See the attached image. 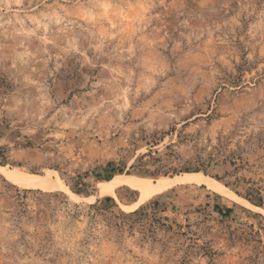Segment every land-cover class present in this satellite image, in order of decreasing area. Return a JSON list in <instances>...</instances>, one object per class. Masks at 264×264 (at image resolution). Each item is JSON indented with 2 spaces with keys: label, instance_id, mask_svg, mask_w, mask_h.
<instances>
[{
  "label": "rangeland",
  "instance_id": "rangeland-1",
  "mask_svg": "<svg viewBox=\"0 0 264 264\" xmlns=\"http://www.w3.org/2000/svg\"><path fill=\"white\" fill-rule=\"evenodd\" d=\"M0 264H264V0H0Z\"/></svg>",
  "mask_w": 264,
  "mask_h": 264
},
{
  "label": "bare ground",
  "instance_id": "bare-ground-1",
  "mask_svg": "<svg viewBox=\"0 0 264 264\" xmlns=\"http://www.w3.org/2000/svg\"><path fill=\"white\" fill-rule=\"evenodd\" d=\"M8 177L17 185L28 188H39L47 191H51L61 184L59 175L53 170H47L41 175L15 171L10 173ZM186 184L204 185L208 189L224 195L231 200H239V198L231 194L224 186L212 178L197 172H187L173 177L160 178L155 181L140 180L125 176L114 177L111 180L100 184L98 195L113 196L118 188L121 186H128L138 190V202H144L153 196L163 194L172 188Z\"/></svg>",
  "mask_w": 264,
  "mask_h": 264
},
{
  "label": "trees",
  "instance_id": "trees-1",
  "mask_svg": "<svg viewBox=\"0 0 264 264\" xmlns=\"http://www.w3.org/2000/svg\"><path fill=\"white\" fill-rule=\"evenodd\" d=\"M108 166H111V167H110V169H109V173H108V175H106V176H107V179L110 178V177L112 176L113 173H121V172H122L119 168H117V167H115V166H112L111 163H108ZM106 200H111V198H110V197H106ZM257 200H258V202H260V201H261V198L258 197ZM215 208H216L217 210H219L217 206H216ZM224 210H225V214H229V213L232 211V209L229 208V207H225ZM219 212H220V211H219Z\"/></svg>",
  "mask_w": 264,
  "mask_h": 264
}]
</instances>
